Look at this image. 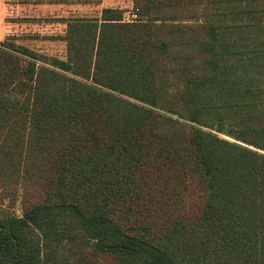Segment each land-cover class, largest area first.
Here are the masks:
<instances>
[{
  "label": "trees",
  "instance_id": "16d2710c",
  "mask_svg": "<svg viewBox=\"0 0 264 264\" xmlns=\"http://www.w3.org/2000/svg\"><path fill=\"white\" fill-rule=\"evenodd\" d=\"M129 1L0 43V264H264V0Z\"/></svg>",
  "mask_w": 264,
  "mask_h": 264
},
{
  "label": "crops",
  "instance_id": "0c3cea01",
  "mask_svg": "<svg viewBox=\"0 0 264 264\" xmlns=\"http://www.w3.org/2000/svg\"><path fill=\"white\" fill-rule=\"evenodd\" d=\"M131 3L133 1L129 0H0V43L34 19L52 17L61 20L64 35L67 23L63 19L97 17L104 8L122 9Z\"/></svg>",
  "mask_w": 264,
  "mask_h": 264
},
{
  "label": "rangeland",
  "instance_id": "374dc122",
  "mask_svg": "<svg viewBox=\"0 0 264 264\" xmlns=\"http://www.w3.org/2000/svg\"><path fill=\"white\" fill-rule=\"evenodd\" d=\"M83 4H85L84 1H82V6ZM133 6H135L134 3L127 4L122 10L131 9ZM64 30L61 20L52 17L40 18L31 20V23L11 35L10 38H13L19 45L37 51L40 54L64 59L66 57V44L61 38ZM9 203L10 200L5 198L4 206L9 205ZM11 204L13 214L21 216L23 212L21 196L16 201L11 202Z\"/></svg>",
  "mask_w": 264,
  "mask_h": 264
},
{
  "label": "built area",
  "instance_id": "2783aa9c",
  "mask_svg": "<svg viewBox=\"0 0 264 264\" xmlns=\"http://www.w3.org/2000/svg\"><path fill=\"white\" fill-rule=\"evenodd\" d=\"M144 19L145 18L141 15L140 11L135 6L123 12L124 22H137L142 21Z\"/></svg>",
  "mask_w": 264,
  "mask_h": 264
}]
</instances>
